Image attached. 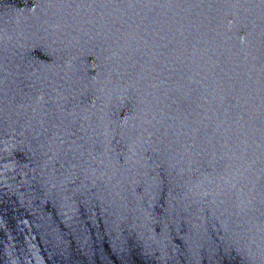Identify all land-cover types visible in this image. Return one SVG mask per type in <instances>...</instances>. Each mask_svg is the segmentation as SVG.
<instances>
[{"label": "water", "instance_id": "95a60500", "mask_svg": "<svg viewBox=\"0 0 264 264\" xmlns=\"http://www.w3.org/2000/svg\"><path fill=\"white\" fill-rule=\"evenodd\" d=\"M0 264H264V0H0Z\"/></svg>", "mask_w": 264, "mask_h": 264}]
</instances>
